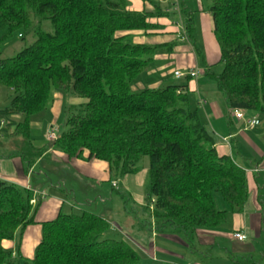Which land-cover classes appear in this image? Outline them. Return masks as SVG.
<instances>
[{
    "label": "trees",
    "instance_id": "1",
    "mask_svg": "<svg viewBox=\"0 0 264 264\" xmlns=\"http://www.w3.org/2000/svg\"><path fill=\"white\" fill-rule=\"evenodd\" d=\"M139 1L165 15L156 1ZM179 9L170 16L181 15ZM209 12L224 65L209 79L232 112L264 117V0H210ZM153 16L131 11L129 0H0V47L17 33L34 39L16 55L0 59V86L12 97L0 110V123L23 117L11 124L12 132L2 131L25 139V153L34 159L21 157L28 174L45 153L32 145L30 119L46 109L52 91L86 101L71 107L76 114L50 147L69 161L107 164L109 183L138 174L147 157L154 220L173 234L191 236L227 221V212L215 206L216 193L231 211H244L247 174L230 156L218 154L215 135L189 108L187 82L133 92L158 48L128 43L118 34L151 30ZM185 30L192 42L190 16ZM35 196L29 188L0 182V264H146L124 240L107 237L105 219L84 209L80 215L61 212L41 224L34 258H15L3 243L33 223L34 206L42 200L32 205Z\"/></svg>",
    "mask_w": 264,
    "mask_h": 264
},
{
    "label": "crops",
    "instance_id": "2",
    "mask_svg": "<svg viewBox=\"0 0 264 264\" xmlns=\"http://www.w3.org/2000/svg\"><path fill=\"white\" fill-rule=\"evenodd\" d=\"M129 1L131 11L154 15L149 19V23L154 28L148 31L119 33L118 36H126L128 39H132L134 45L158 48L149 68L143 73H146L148 78L158 75L157 78H155V81L148 79L145 84L144 81H140L139 79L143 76L141 74L135 80V86L132 85V90L135 89V92H140L145 89L163 88L174 84L173 82L181 84L187 82L189 92L198 94L199 107L203 108L204 113L201 112V115L197 111L206 128L211 126L213 134L217 139L215 148L218 154L220 156H230L247 174L249 197L244 211L241 213L231 211V218L229 220L231 226L228 229L223 227L227 221L216 229H198L194 235H191L192 240H198L200 249H204L201 246L205 248L213 247L214 245H216L215 247L220 246V251L215 252V249H213L210 254V256L216 258L224 257L225 261L218 264H264V133L262 134L261 131H258V128L256 130H249L247 128L246 120L257 116L255 114L246 112V120H236L224 95L219 91L216 83L208 77L209 73L219 75L213 72V70L217 65L221 64V51L214 35V20L209 12L210 4L205 6L203 0H197L195 4L190 6L183 5L181 15L170 16L174 10L171 8L172 5L156 3L158 9H160V13L165 14L162 16L155 14L156 9L151 4H145L139 0ZM189 16L192 18L194 24V39L192 42H181L179 35L183 34L184 31L180 27H177L175 22L182 21L184 23L185 19L183 26L186 27ZM177 72L184 74L198 72L199 76L193 80H178L175 76ZM201 75L210 80L213 86L210 82L200 80ZM171 76H173L172 80H169ZM203 94L206 96L204 97ZM69 99L71 106L81 104V101L76 98L70 97ZM64 101L66 99L63 93L52 91L49 101L53 114L52 125L58 123L64 107L66 106L67 108V105H70ZM225 112L228 113L230 118L231 129L229 128V136H221L216 132L220 131V133L226 134V130L222 131L221 126ZM205 119L209 121V125H206ZM2 122L0 123V140L12 138L7 132L2 131L4 129ZM31 142L36 150H43L45 153L30 168L28 174H26L25 163L21 157L15 158L13 162L5 158V156L0 160V182H8L19 187H26L34 191L35 194L45 195V198L39 201L36 207L34 206L33 223L24 229H19L13 241L3 243V247L11 251L15 258L21 257L24 260L34 258L36 247L42 239L41 224L55 220L63 212L65 206L70 208V210L81 209L83 204L79 203L81 200L75 195L74 190L67 188L69 183H77L82 189H87L91 186L90 184H95L96 195L100 198V195L104 192L103 184H107L110 181L109 167L105 163L80 160L69 161L62 153L50 147V143L46 140V135L43 137L41 146L36 144V142ZM52 155L56 157L54 160L55 164L50 165L45 171L47 172L50 167L55 170L59 168L61 170L60 173L68 176V178L62 176L60 184L61 186L62 184L66 186L69 197H74V201L64 200L59 197L56 190L54 196L48 197L47 191L44 188H35L29 183V179L34 175L35 169ZM5 165H9L11 170L6 168ZM112 183L113 189V185L116 184L114 190L117 191L119 187L118 180ZM111 199L113 201L112 197ZM87 201L89 203L90 200ZM149 210L153 211V207L146 200L142 204V210L139 211L140 218H138L139 225L137 226L134 224L126 225L125 223H130L129 217L127 214L119 212L115 207L102 212L100 216L109 225H112V228L110 227L111 232L116 233L121 231L120 233L124 237L127 236L132 241L126 240V238L124 240L138 252L142 260L157 262L159 261V257L156 253H158L168 259L167 261H163V264H177L174 262L176 260H172L174 259L172 254L174 251H179L176 248L179 245V241L181 243L180 247L184 245L183 242L179 238V235L173 234L167 231V229V232H161L165 229L162 227L160 231L159 228H155L156 224L151 218ZM143 213L147 214L151 218V221L146 220L147 218H145ZM144 221L145 224H142ZM237 233H243L247 237L246 241H237L234 238V235ZM224 245H227L228 248H222ZM191 250L197 252L196 247H191ZM182 257L184 260H188V258ZM180 261L183 262V260ZM190 264H193V261ZM196 264L200 263L196 262Z\"/></svg>",
    "mask_w": 264,
    "mask_h": 264
},
{
    "label": "rangeland",
    "instance_id": "3",
    "mask_svg": "<svg viewBox=\"0 0 264 264\" xmlns=\"http://www.w3.org/2000/svg\"><path fill=\"white\" fill-rule=\"evenodd\" d=\"M196 1L197 0H167L165 2L163 1L161 4L162 5L163 4L172 5L171 6L172 9H174V5L182 9L183 5L190 6L192 4H195ZM203 3L205 6H207L210 4V0H203ZM155 13L157 14V11H155ZM184 23H185V19H184ZM44 28L47 31H51V28L48 24H45ZM33 42H34V39L32 37L21 39L19 38V35L17 33L8 44L0 47V59H5V58L16 55L23 48L30 46ZM128 43L133 44L132 39H129ZM223 69H224V65L220 64L216 66L213 72L217 74H221L223 72ZM146 75L147 74L145 73L143 74V76L139 78L140 81H144L145 84H146V80L152 79L153 81H155V78H157L158 76L157 75L155 77L153 76L152 78H148ZM172 77L173 76H171L169 80L170 79L172 80ZM199 79L202 80L203 82H210V80H208L204 75H201ZM210 83L212 85V82ZM133 86H135V83L133 84ZM134 90L135 89H133V92H135ZM63 95L66 99V101H64L65 103L70 104L69 102L70 97L76 98L79 101H81L80 105H83L86 103V101L80 98H77L73 96L72 94L63 93ZM203 96L205 97L206 95L203 94ZM198 98L199 97L197 93L189 94V108L190 110H198L200 113L201 112L204 113L203 108L199 107ZM11 101H12V97L10 95L9 90L0 86V110H3L9 107L11 104ZM80 105L71 106L70 104V105H67V108L65 106L63 113L60 115L61 118L56 125H52L53 124V114L51 111L50 104L46 107L44 111L34 115L30 119V125H31L30 139L31 141L36 142V144L41 146L43 137L45 135H48L50 131H54L55 135L57 137H60L67 130L66 122L68 118L71 115L76 114V111L72 110L71 107L78 108L80 107ZM224 116H225L224 120L221 123L222 125L221 124L220 125L222 126V131L226 130V134L220 133V131H216V132L221 136H229V128L231 127L230 121H229L230 118L227 112H225ZM257 117L260 118V126L258 127V131H261L263 134L264 133V117H261L259 115H257ZM205 120H206V125H209L208 123L209 121L207 119ZM21 121H23V117L21 116L10 117V118L3 120V122L5 123L3 127L7 129L8 131H11L14 128L11 124L15 122L18 123ZM51 126H53V128H51ZM207 128L209 132L213 133L211 126ZM25 149H27L26 141L22 137H12L6 140L1 139L0 140V160L2 159L3 156H5V158H8L10 159L11 162H13L15 158H18V157L20 158V157H23V155H26V157L30 159L31 162H33L34 159L30 158L29 155L25 153ZM55 159H56L55 155H52L48 157L46 160H44L43 164H41L35 169L34 175H32L29 179L30 180L29 183L31 184V186L35 188H44L47 191L48 197L54 196V192L56 190V193L59 195V197L63 198L64 200L74 201V197L72 198L69 197L68 192L66 191L67 188L69 190H74L75 195L78 196V199L81 200V202L79 203L83 205L80 210H77V209L70 210V208L65 206V209L63 210L64 213L80 215L82 210L84 209V210L100 215L102 212L108 209H113V207H115L119 212L121 213L123 212L124 214H127V216L129 217L130 223H125L126 225H129V224H132V225L134 224L135 226L139 225V222H138V218H140L139 211L142 210L143 202L144 201L146 202V200H148L147 196H148L149 159L147 157H144L141 159L138 165V168H139L138 174L133 175V176H127L123 179L118 180L119 187L117 191L114 190L115 188L114 189L112 188L113 183L103 184L104 192L103 194L100 195L101 196L100 198L97 197L98 195H96L97 191L95 189L96 188L95 184H90L91 185L89 186L90 188L88 187L87 189H82L77 183H69L67 188L64 184H62L61 186L60 178L62 176L68 178L67 175L60 173L61 170L59 168L57 169L58 170L57 171L54 168L50 167L47 172L45 171L50 165L51 166L53 165ZM5 167L11 170L9 165H5ZM56 188H59V189H56ZM111 197L113 198V201ZM41 198L44 199L45 196L44 197L39 196L38 200H41ZM87 200H90L89 203ZM214 203H215L217 210L227 211L228 218H227V222L224 224L223 227L228 229L229 226H231V222L229 221L231 218V209L225 204L221 194L219 193L214 194ZM149 212H150L151 218L156 224L155 228H159V231L160 229L162 230L161 225H159L156 222V220H154L152 211L149 210ZM143 215L145 216V218H147L146 220L151 221V218L147 216V214L143 213ZM118 222L120 223V221ZM142 224H145V221ZM110 227L112 228L111 224H110ZM164 231L167 232L166 228L162 230L161 232H164ZM120 232L113 233L111 232V229H110V231L107 233V237L115 238L117 240H125V238L126 240H130L128 239L127 236L124 237V235H122ZM179 238L181 239L184 245L180 247L181 243L178 240L179 245H177L176 248L179 249V251H174L172 254V257L174 258L172 260H176L174 261L175 263L190 264V262L193 261V264H196V262L200 264H216V263L218 264L219 262L223 263L225 261L224 257L216 258V257L210 256L211 251L213 249H215L214 250L215 252L220 251V248H221L220 246L215 247L216 245H214L213 247H209V248H205L204 246L203 247L201 246V248H204V249H200L198 240L196 241L192 240L191 236H183V235L180 236L179 235ZM191 247H196L197 252L191 250ZM222 248H228V246L224 245V247ZM221 251L224 252L223 249H221ZM156 255L159 257V261L149 262L144 259L145 261L143 260V263L163 264V261L168 260L166 259L167 257H165L162 254L156 253ZM182 256L188 258V260H184ZM180 260H183V262ZM168 262H173V261H168Z\"/></svg>",
    "mask_w": 264,
    "mask_h": 264
},
{
    "label": "built area",
    "instance_id": "4",
    "mask_svg": "<svg viewBox=\"0 0 264 264\" xmlns=\"http://www.w3.org/2000/svg\"><path fill=\"white\" fill-rule=\"evenodd\" d=\"M155 1L157 3H162L163 1L165 2L167 0H155ZM173 11L179 13L180 9H179V7L176 6ZM176 26L180 27L184 31L183 34L179 35V40L181 42L188 41V38L186 36V30H185V27L183 26L182 21H179L178 23H176ZM175 76H176V78L178 80H182V79H184L186 77H190L191 79H197L198 76H199V73L198 72H190V73L184 74V73L177 72L175 74ZM233 115H234L236 120H246V112L243 111V110L233 111ZM246 122H247V128L249 130H256L259 127V125H260V119L257 116H253V117L247 119ZM4 124L5 123L2 122V125H4ZM57 139H58V137L55 135L54 131H50L48 133V135H46V140H47L48 143H53ZM113 186L115 188L116 184H114ZM39 196L44 197L45 195L44 194H41V195L36 194L35 198L31 201L32 205H36L37 204ZM153 203H154V201H153ZM234 238L237 241H239V242H244L247 239V237L243 233L235 234Z\"/></svg>",
    "mask_w": 264,
    "mask_h": 264
}]
</instances>
